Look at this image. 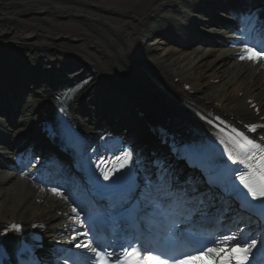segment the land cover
<instances>
[{"label": "bare ground", "instance_id": "obj_1", "mask_svg": "<svg viewBox=\"0 0 264 264\" xmlns=\"http://www.w3.org/2000/svg\"><path fill=\"white\" fill-rule=\"evenodd\" d=\"M164 1L128 0L122 4H116L121 5L119 6L121 9H130L136 13V16L127 15V19H124L123 14H128L126 10L123 11L117 6H105L109 4H96L93 8H88L84 0H0V6L8 9L7 14L5 10H2L0 14V48L3 51H8V53L3 52L6 60L11 61V59L17 58L19 63L26 64V67L39 68L50 73L48 77H45V73L41 71L43 73L40 74L39 81L55 77H59V80L74 79L79 76L80 72L88 71L92 75L91 82L93 83L108 77L129 82L133 87H135V83H142L138 76L136 63L141 51H145L142 53H145L146 58L150 57L149 61L157 68L160 67L159 70L166 72L168 77L178 76L179 83L181 81L188 82L192 88L198 90L195 102L212 101V97H218V102L221 103V108L224 111L239 115V112H234V107L241 104V100L232 98L229 102L223 103L225 99L220 92L221 87L210 88L209 84L200 80L199 73L194 70L202 56L208 57L202 63L209 64L208 61L220 59L216 58L220 56L219 52H212L207 47H193L186 49L187 52H183L181 56L172 58L164 55L155 57L152 54L150 44L147 42L148 38L144 39L143 33L145 32L147 36L151 34V30L149 29L148 32L147 27L151 24L155 26V19L158 22L162 16L164 18L166 11V2L164 3ZM83 9H87V11L83 13ZM49 14L56 16L54 20H51ZM138 20L147 25L144 32L139 31ZM84 23L87 24V28H82L85 31H81L80 26ZM108 24H115L116 27L113 28ZM111 28L113 29L111 30ZM13 45L20 48H14L15 51H12L14 50L11 48ZM75 54L81 57L82 70L79 67L69 68L71 66L63 64L64 60L74 57ZM15 68V72H22L20 77L15 78L14 81L21 88L26 72L23 71L22 66L20 68L15 66ZM230 73L234 75L232 78H229ZM33 74L34 72L31 71L29 75L37 81V74H34L35 76ZM161 76V80L165 79L167 82L166 75L162 73ZM218 76L223 79L221 85L225 83L227 84L225 86L228 87L229 85L235 88L240 87L246 81L245 86H247L250 79L254 84L258 83L253 76L233 67H229L222 75ZM1 77L2 75H0ZM235 79L237 80L234 85ZM37 83L33 85V89H36V95L40 96L46 90ZM91 86L93 85L87 84V87ZM7 92L11 94L9 90ZM101 93L99 91L92 94L87 105L95 106ZM247 94L248 92L243 90L242 96ZM252 95L258 99L264 111V95L261 93ZM108 97H112V95L106 94L105 98ZM37 102V100H29L22 107L15 125L8 124L7 120L0 116V122H2L0 128L8 129V134L13 137L18 136L23 130L32 128L36 130ZM38 193L37 190H30L22 186L21 183H16L9 176L8 170L0 167V224L11 217H18L23 221L40 217L53 225L56 218L51 214L49 208L52 204L56 205V202L49 201L42 195L44 201L49 204H39L34 200V196H37Z\"/></svg>", "mask_w": 264, "mask_h": 264}, {"label": "snow or ice", "instance_id": "obj_2", "mask_svg": "<svg viewBox=\"0 0 264 264\" xmlns=\"http://www.w3.org/2000/svg\"><path fill=\"white\" fill-rule=\"evenodd\" d=\"M246 55H241V59L247 58L249 60H255L262 54L255 52L251 48L245 47L243 50ZM255 130L256 125L252 126ZM232 135L229 136L228 140L232 147H229L228 143L221 140L222 144H225V150L228 153L230 159L234 162L245 163L246 160L252 159L248 156V153L259 146L256 145L252 140L248 139L242 132H238L236 129L231 130ZM235 150V154H234ZM264 152V149H261ZM124 163L120 164L123 168L124 164L127 163L128 159L131 157V153L125 152ZM243 155L246 159H240ZM120 158H117L119 162ZM251 171L246 175L239 176L240 183L247 189L248 193L254 200H264V159L261 163L253 169L251 163L248 164ZM115 170V169H114ZM104 179H109V173H104ZM53 193L56 195H61L54 188ZM75 212L76 209H73ZM10 228L15 231H19L21 226L18 224L10 225ZM5 228V233L8 231ZM83 235H88L87 232ZM73 240L76 236H73ZM218 246L208 248L206 252L201 249L198 255H188L185 254L182 259H174L173 264H249L250 259L253 257V250L257 248V239H241L236 235H226L222 240H217L215 242ZM264 243V239L260 241ZM76 247L88 248L97 258V264H109L108 258L114 255L112 252H102L98 247H93L91 242L86 244H77ZM140 249H133L131 252L125 251V259L117 260V264H169L168 259H162L160 256L148 255L146 257H141L139 255Z\"/></svg>", "mask_w": 264, "mask_h": 264}]
</instances>
